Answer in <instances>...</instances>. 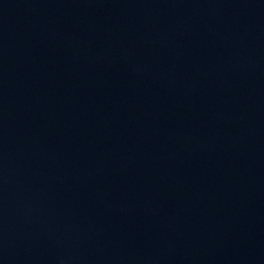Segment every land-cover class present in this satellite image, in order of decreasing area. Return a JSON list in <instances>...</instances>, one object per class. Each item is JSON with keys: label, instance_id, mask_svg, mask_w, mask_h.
<instances>
[{"label": "water", "instance_id": "1", "mask_svg": "<svg viewBox=\"0 0 264 264\" xmlns=\"http://www.w3.org/2000/svg\"><path fill=\"white\" fill-rule=\"evenodd\" d=\"M0 264H264V0H0Z\"/></svg>", "mask_w": 264, "mask_h": 264}]
</instances>
